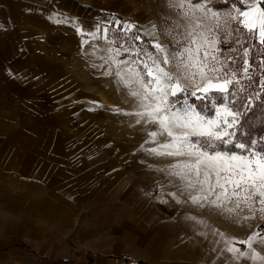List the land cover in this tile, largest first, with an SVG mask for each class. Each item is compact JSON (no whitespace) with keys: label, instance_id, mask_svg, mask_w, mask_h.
Segmentation results:
<instances>
[{"label":"crops","instance_id":"crops-1","mask_svg":"<svg viewBox=\"0 0 264 264\" xmlns=\"http://www.w3.org/2000/svg\"><path fill=\"white\" fill-rule=\"evenodd\" d=\"M53 15L60 21L48 22ZM101 16L106 21L103 12L77 0H0V50L9 51L0 53V264L212 263L227 254L229 236L200 222L193 230L183 211L179 216L148 204L139 180L73 185L83 180H72L71 168L59 173L52 163L40 167L42 118L36 123L20 114L35 109L30 102L39 93L43 55L17 59L14 49H42L35 34L57 30L55 43L59 31L78 29L80 23L93 29ZM229 258L231 253L224 260Z\"/></svg>","mask_w":264,"mask_h":264},{"label":"rangeland","instance_id":"rangeland-1","mask_svg":"<svg viewBox=\"0 0 264 264\" xmlns=\"http://www.w3.org/2000/svg\"><path fill=\"white\" fill-rule=\"evenodd\" d=\"M77 1L84 6H91L99 13L103 12L106 21H101V16L98 18L101 22L93 29H85L80 23L78 29L59 31L61 36H58L55 43L52 42V36L58 33L57 30L39 32L34 39L35 43L42 42V49H14L17 59L18 56L27 54L43 55L40 64L42 79L38 81L37 87L39 93L32 96L33 102H30L35 105V109L20 114L23 120L30 118L36 123L42 118L44 128L39 137L44 139V145L41 144L40 150H37L41 169L48 163L57 167L59 173L60 169L71 168L67 170L70 178L75 180L81 176L80 180H83L79 183V180H75L73 185L120 181H131L133 184L139 180L138 191L143 189L142 192L146 194L144 200L148 204L167 207L179 216L183 211L188 215L191 229L194 230L196 224L202 221L201 225L207 230L213 229L228 235L232 246L243 251L248 249L239 241H247L249 236L259 233L253 240V248L264 254V245L259 242L264 239V218L258 212L253 217L246 208L228 213L206 202H202L203 206L193 204L189 193L196 195L197 192L191 189L184 191L182 182L168 175L174 159L150 152L151 148L157 147L158 142L164 140V137H159L158 141H154L148 135L149 132L158 130L157 123H145L136 115L139 111L136 101L115 75L124 62L146 59L141 50L155 54L152 45L157 42V38L162 45H173L172 39L164 31L170 23L167 18L172 14L166 6V0ZM225 2L226 0H214V6L223 10ZM212 6L210 3L209 7ZM49 16L48 22L60 21L54 15ZM2 25L4 23L0 21V27H4ZM149 31L155 32L156 38L149 36ZM0 36L3 34L0 33ZM236 39L228 42L222 40L219 48L221 59H235L234 64L231 61L229 63L240 77L243 48ZM242 39L244 47H247L249 41ZM46 42L49 47L45 45ZM57 44L59 46L51 47ZM233 48L237 51H231ZM8 52L0 50L2 56ZM261 59L264 58L259 55L255 56L254 61L249 57V72L252 76L260 78L264 75V69L259 67ZM243 80L245 78L241 79ZM258 88H261L260 84ZM193 99L195 98H190V102ZM196 101L197 105L201 103ZM206 111L209 115L214 114L211 109ZM138 120L141 122L137 123ZM238 130L239 126L235 131ZM229 139L235 142L236 137ZM24 142L22 139L21 147L26 149L28 146ZM70 162L72 167H69ZM45 232L48 233L47 230ZM191 239L194 241L193 236ZM226 255H217L216 260L209 264H247V260L243 259L239 262L232 258L225 261ZM34 262L40 263L36 260Z\"/></svg>","mask_w":264,"mask_h":264},{"label":"snow or ice","instance_id":"snow-or-ice-1","mask_svg":"<svg viewBox=\"0 0 264 264\" xmlns=\"http://www.w3.org/2000/svg\"><path fill=\"white\" fill-rule=\"evenodd\" d=\"M262 5L264 0H226L221 10L215 8L214 0H166L172 14L164 31L173 45H162L157 38L152 45L155 54L141 50L146 59L124 62L115 75L136 101V115L145 123H157L158 130L148 135L154 141L164 140L150 152L174 159L168 175L178 178L184 191L197 192L189 193L193 204L206 202L228 213L246 208L253 217L258 212L264 218V138L238 135L235 129L243 128L244 113L233 99L245 90L241 79L251 80L249 57L253 61L257 55L264 58ZM148 35L156 38L153 31ZM233 38L243 48L240 77L229 63L235 59H221L219 48L222 40ZM242 38L249 41L247 47ZM259 67L264 69V59ZM259 84L264 91V75ZM190 98L201 103H192ZM245 107L251 108V102ZM207 109L214 114L209 115ZM229 137H236L235 142ZM258 236L239 241L247 251L232 246L231 240L225 241L224 250L236 262H264V254L253 248ZM259 242L264 245V239Z\"/></svg>","mask_w":264,"mask_h":264},{"label":"trees","instance_id":"trees-1","mask_svg":"<svg viewBox=\"0 0 264 264\" xmlns=\"http://www.w3.org/2000/svg\"><path fill=\"white\" fill-rule=\"evenodd\" d=\"M259 79V76L253 75L251 80L241 81L245 90L233 98L239 104V110L244 113L240 121L243 128L239 127L238 135L248 136L250 134L252 139L258 141L264 138V91L258 88ZM256 93L260 94L259 97L255 96ZM192 102L197 104L195 99ZM249 102H251V108H246L245 105ZM245 121L247 122L245 123ZM130 263V261L125 262V264ZM62 264H79V262H62ZM88 264L94 263L92 261ZM138 264H142V262H138Z\"/></svg>","mask_w":264,"mask_h":264},{"label":"bare ground","instance_id":"bare-ground-1","mask_svg":"<svg viewBox=\"0 0 264 264\" xmlns=\"http://www.w3.org/2000/svg\"><path fill=\"white\" fill-rule=\"evenodd\" d=\"M107 105H110L109 103H107Z\"/></svg>","mask_w":264,"mask_h":264}]
</instances>
